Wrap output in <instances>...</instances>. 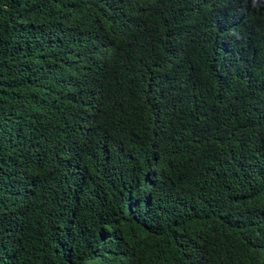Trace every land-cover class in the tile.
Masks as SVG:
<instances>
[{"label": "trees", "instance_id": "16d2710c", "mask_svg": "<svg viewBox=\"0 0 264 264\" xmlns=\"http://www.w3.org/2000/svg\"><path fill=\"white\" fill-rule=\"evenodd\" d=\"M0 264H264V0H0Z\"/></svg>", "mask_w": 264, "mask_h": 264}]
</instances>
